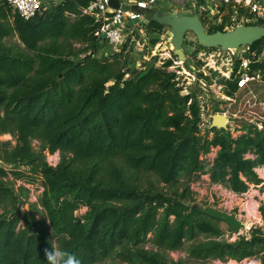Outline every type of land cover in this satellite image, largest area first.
<instances>
[{
	"label": "trees",
	"instance_id": "trees-1",
	"mask_svg": "<svg viewBox=\"0 0 264 264\" xmlns=\"http://www.w3.org/2000/svg\"><path fill=\"white\" fill-rule=\"evenodd\" d=\"M92 1L65 0L32 20L0 8V162L15 167H0V264H44L51 246L81 264H186L167 257L182 250L200 262L259 257L260 230L228 239L229 226L190 202L202 175L236 194L262 184L264 125H245L237 137L217 128L202 134L172 60L132 70L126 49L95 58L101 23L85 13ZM147 31L155 46L164 28L151 22ZM250 51L255 61L264 39ZM251 67L264 71V63ZM215 149L212 163L204 159ZM55 153L60 161L51 166L47 154ZM11 174L44 180L28 211L18 205L29 189L12 187ZM82 207L87 213L76 216ZM259 212L264 221V205Z\"/></svg>",
	"mask_w": 264,
	"mask_h": 264
},
{
	"label": "built area",
	"instance_id": "built-area-1",
	"mask_svg": "<svg viewBox=\"0 0 264 264\" xmlns=\"http://www.w3.org/2000/svg\"><path fill=\"white\" fill-rule=\"evenodd\" d=\"M63 1L65 0H0V8L5 6L9 7L14 12L18 13L21 18L25 20H32L37 15L50 12ZM202 1L203 9L206 5L214 6L212 9L208 8L207 10L204 9L200 12L201 14H207L206 18H202L203 20H208V22H211L212 19L210 20V13L212 11H218L220 7L227 5L228 2L236 0ZM240 1L242 0H239V2ZM193 2H198V0H193ZM155 4L156 0H142L138 2L137 6L142 9H147L154 6ZM197 6H200V4H197ZM247 12L251 15L249 23L264 27V0H251L248 5ZM85 13L92 15L97 22L101 23V27L96 33L100 40V46L94 53L95 58L103 60L104 58H109V55H114L124 51L128 47L130 35H132L131 30L139 33V41H143V43L146 44V47L149 46V41L151 38L148 34L147 28L151 22L140 13L113 10L109 7V0H93L90 6L85 10ZM141 23L147 25L145 29L141 27ZM163 36V43L159 45V48H157V53L161 56V59H172L171 53L174 50L173 37L169 36L165 31L163 32ZM105 47H108L112 53H105V51H103ZM144 51L145 50H143V52ZM250 53V46H243L235 50H222L221 48H203L202 51L195 50L192 57L199 55L201 59L205 58L204 60L207 61V69L219 71V73H221V75H223L225 78V82L230 80L235 87V91L232 93L233 97H230L227 95L228 92L226 91L225 86L219 85L217 82H214L213 84H204L203 82L204 86L211 90L215 97H222L225 101H227V104L225 105L224 110L206 113L203 109L206 105V100L203 99L201 110L203 113H205V116L209 120H205L204 116H202L203 120L201 119V129L202 124H210L212 127V120L215 115H223L226 118L227 130L235 133L237 132L239 135L240 133H244V131L240 128L238 123L254 126L258 129L263 128L264 97H261L260 93L258 94L256 91L254 92L252 86L255 83L264 86V79L259 73H250V66L253 63H264V53L258 56L255 61L249 57ZM85 55H92V52H87L83 54L82 57ZM160 63L162 65L164 64L163 61H160ZM182 65H185V62L178 60L174 61V65L170 67V70L176 72L177 74H182V71L186 73L185 68H183ZM191 67L194 69V71L196 70V66L194 64ZM221 67L224 70L222 72ZM204 73L207 75L208 71ZM220 93H222L224 96H219ZM226 97L234 99L227 100L225 99ZM189 102V105H191L192 100L190 99ZM233 104H235V107L238 108L233 109ZM203 127L208 126L203 125ZM246 230L249 232L251 229L249 227H245V229L241 231L240 234H236L233 231L232 233H228L226 237L228 239L235 240L239 236H244Z\"/></svg>",
	"mask_w": 264,
	"mask_h": 264
},
{
	"label": "rangeland",
	"instance_id": "rangeland-1",
	"mask_svg": "<svg viewBox=\"0 0 264 264\" xmlns=\"http://www.w3.org/2000/svg\"><path fill=\"white\" fill-rule=\"evenodd\" d=\"M124 3L128 4L127 2H124ZM167 11L170 12L171 10H167ZM161 12L166 13L164 11H161ZM188 14L192 15L190 11H188L185 15H188ZM203 22L207 30L210 29V24H212V26H219V25L225 24L226 26L225 31H232L238 27H242V26L245 27L250 24L246 21L245 15L244 16L242 15L241 17H236L235 19L226 18V19L221 20L217 18V19H213L211 22H208V20H203ZM140 25L144 29L147 26L143 23H141ZM139 36L140 35L137 32L132 33V35H130V41L128 42V47L126 48V53H128L130 61H131L129 66L132 70L140 69L149 64L151 65L155 64L157 67H162L164 64L162 65L160 61H163L165 63L167 60H172V59H173L172 61L174 65V61L178 60V57L173 52L171 53L172 59L167 58L166 60L161 59V56L157 53V48H159V45L163 43V37H164L163 34L161 36H158L159 42L155 46H153L151 42L149 41L148 47H146V44L141 43L139 41ZM151 36L155 38L157 35L152 34ZM9 43L19 44L18 38L12 37L11 40H9ZM203 48L204 47L199 44L196 36L192 33H188L183 41V50L186 53V57L188 59L186 60L185 65H182V67L185 68L186 73L182 71L183 75L177 74V73L176 74H177V82L179 83L178 86L181 88V95H183L185 99L188 98V102L190 99L192 100L191 105H189L190 102L189 103L187 102V106L189 108L188 113H190L191 111L192 115L197 114L202 120H203L202 116H204L205 120H209L205 116V113H203L201 110L203 99L206 100V105L203 108L206 113H211V111L217 112V111L224 110L225 105L227 104V101H225L222 97H215L213 92L207 89V87L204 86V84L205 83L213 84L214 82H217L219 85H223L226 87L225 89L228 92L227 95L230 97H233L232 93L235 91V87L231 83L230 80L225 82L226 81L225 78L223 77V75H221V73H219V71L207 69L206 68L207 61L204 60L205 58L201 59L199 55L192 57L195 50L202 51ZM143 50L145 51L143 52ZM103 51H105V53L107 54L112 53L108 47H105ZM174 55L176 57H173ZM109 56L111 57L113 55H109ZM249 57L251 59L254 58L251 56V53L249 54ZM80 58L81 57L79 56L78 59ZM193 64L196 66L195 71L191 67L193 66ZM251 66H250V72L253 73L252 71H254V68H252ZM207 71H208V74L206 75V73L204 72H207ZM222 71L224 70L221 67V72ZM262 72L264 71L258 70L255 73H259L261 77L264 79V75L262 74ZM252 89L254 90V92L255 91L258 92L260 90L258 94L260 93L261 97H264V86H261L260 84L255 83L252 86ZM225 95H226V92H225ZM219 96H224V95L220 93ZM225 99L230 100L234 98L226 97ZM217 100L220 102H218ZM232 108L235 109L238 107H235V104H233ZM203 125L208 126V127H203ZM238 125L240 126L241 129H244L245 127V124L243 123H238ZM210 128H212L210 124L209 125L202 124V129L204 131V132L202 131L203 132L202 134H207ZM231 133L233 134L234 137L239 136V133L237 132L236 133L231 132ZM241 134L243 133H240V135ZM1 139L3 141L14 142V138L11 135H4L1 137ZM35 145L37 147L39 146L38 143H35ZM216 153L217 151L215 149L209 155L204 156V159L212 163L214 158L216 157ZM47 160L51 166H57L60 161V155L59 153H55L52 155L47 154ZM0 167H4L9 171L14 170L15 168L14 166H8L2 162H0ZM19 169L22 171H26V172L29 171L28 168H19ZM256 171L259 174L260 178L263 180L262 184L257 185V186H260L262 188L258 189L256 188L255 185H251L249 192L246 193V195L245 194L232 195L223 186H220V185L213 186L207 181L206 175H202L198 178H195V180L191 184V191L193 193L192 200L190 202L191 206L195 208L204 209V210L209 209V208H214L216 210H221V211L228 212V213H235L242 222H264L261 214H259V208L262 205H264V202H263L264 200V168H258ZM17 178L18 176H14L11 174L9 178L6 180L7 182L10 183L12 187H15L16 189L21 186H24L25 188L29 189L27 202L25 204L20 202V204L18 205L22 211H28L30 209L31 204L38 203L39 198L44 191V185H43L44 180L41 176H33V175L22 177L19 180ZM152 179L153 178L150 177V178H147L145 181L149 182ZM254 191H256L257 194H255ZM39 210L42 211V208L39 207ZM87 211L88 209L86 207H82L81 209L77 211L76 216L82 217L87 213ZM39 216L45 218V216L42 215V213H40ZM147 247L148 249H153L152 243L151 242L148 243ZM167 257L169 260H173L175 262L179 260H183L185 261L186 264H230L231 262V261L225 262V263L221 261L200 262V261L190 260L185 250L169 252L167 254ZM248 263L249 261H246V260L240 263L238 262V264H248ZM103 264H113V263L112 261H106ZM115 264H121V263L117 261L115 262Z\"/></svg>",
	"mask_w": 264,
	"mask_h": 264
},
{
	"label": "water",
	"instance_id": "water-1",
	"mask_svg": "<svg viewBox=\"0 0 264 264\" xmlns=\"http://www.w3.org/2000/svg\"><path fill=\"white\" fill-rule=\"evenodd\" d=\"M109 7L123 12L140 13L150 22L163 26L164 31L173 37V53L182 62L187 60L186 53L183 50V41L188 33L194 34L199 44L209 49L235 50L243 46H252L264 39V27L260 25L242 26L232 31L210 33L199 16L182 15L178 12L163 13L154 7L142 9L139 6H130L121 0H109ZM212 128L227 129L226 118L223 115H215L212 120ZM201 210L206 215L225 223L236 234H240L245 229V224L235 213H228L214 208Z\"/></svg>",
	"mask_w": 264,
	"mask_h": 264
},
{
	"label": "crops",
	"instance_id": "crops-1",
	"mask_svg": "<svg viewBox=\"0 0 264 264\" xmlns=\"http://www.w3.org/2000/svg\"><path fill=\"white\" fill-rule=\"evenodd\" d=\"M121 1L123 3L127 2L128 5H130V6H137V3L142 1V0H121ZM250 1L251 0H242L240 2H239V0L230 1V2H228L227 5L220 7L218 11L217 10L212 11L210 13L211 14L210 20L211 19L212 20L217 19V18H219L221 20L226 19V18L235 19L236 17H241L242 15L243 16L245 15L246 21L249 23L251 15L247 12V9H248V5H249ZM197 4L198 5L200 4V6H197ZM202 5H203L202 0H198V2H193V0H156V4L152 7L158 9L159 11L168 12L167 10H171L170 12H178L182 15H185L188 11H190V13H192V15L195 14V16H199L202 19V18H206L207 14L206 15L201 14L200 12L203 11L204 9L207 10L208 8L212 9L214 7L213 5H211V6L206 5L205 8L203 9ZM131 32L135 33L133 30H131ZM141 43H143V41H141ZM206 179L211 185L216 186V185L211 183L209 175H206ZM256 188L261 189L262 187L256 186ZM227 191L229 193H231L232 195H236V193H233V192L229 191L228 189H227ZM254 193L257 194L256 191H254ZM244 194L246 195V193H244ZM263 202H264V200H263ZM259 214H260V212H259ZM243 223L245 224L246 228L249 227L251 229L249 232H247V230H246L244 236L250 237L252 230H260L264 234V222H243ZM263 260H264V251L260 254L259 257H256L253 259H247L246 261H249L248 264H263ZM234 263L238 264V262H236V261L230 262V264H234Z\"/></svg>",
	"mask_w": 264,
	"mask_h": 264
},
{
	"label": "clouds",
	"instance_id": "clouds-1",
	"mask_svg": "<svg viewBox=\"0 0 264 264\" xmlns=\"http://www.w3.org/2000/svg\"><path fill=\"white\" fill-rule=\"evenodd\" d=\"M44 264H81L80 259L61 247L46 248L44 250Z\"/></svg>",
	"mask_w": 264,
	"mask_h": 264
}]
</instances>
